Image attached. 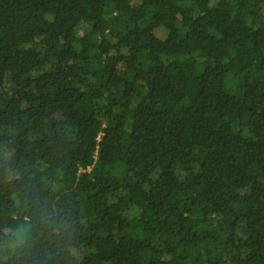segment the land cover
<instances>
[{
    "label": "trees",
    "instance_id": "trees-1",
    "mask_svg": "<svg viewBox=\"0 0 264 264\" xmlns=\"http://www.w3.org/2000/svg\"><path fill=\"white\" fill-rule=\"evenodd\" d=\"M228 262L264 264V0H0V264Z\"/></svg>",
    "mask_w": 264,
    "mask_h": 264
},
{
    "label": "rangeland",
    "instance_id": "rangeland-1",
    "mask_svg": "<svg viewBox=\"0 0 264 264\" xmlns=\"http://www.w3.org/2000/svg\"><path fill=\"white\" fill-rule=\"evenodd\" d=\"M212 2L214 3V1H212ZM82 29H84V27L81 26V27L79 28V30H77V31H78V32H82V31H83ZM157 33H158L160 36H162V35H161V34H162L161 31H157ZM225 264H235V263H234V262H228V263H225Z\"/></svg>",
    "mask_w": 264,
    "mask_h": 264
}]
</instances>
